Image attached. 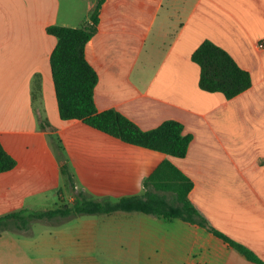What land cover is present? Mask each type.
Listing matches in <instances>:
<instances>
[{
    "label": "crops",
    "instance_id": "obj_1",
    "mask_svg": "<svg viewBox=\"0 0 264 264\" xmlns=\"http://www.w3.org/2000/svg\"><path fill=\"white\" fill-rule=\"evenodd\" d=\"M96 2L0 0V144L15 161L0 174V217L73 202L58 139L76 190L98 201L139 196L143 181L170 162L192 182L188 199L209 227L264 263V0L102 4L97 32L85 46L98 77L97 111H117L143 131L166 120L180 123L192 137L183 159L60 119L49 65L56 39L46 29L84 27ZM203 41L249 73V89L226 99L199 88L190 57ZM35 110L48 129L39 128ZM68 221L40 241L1 233L0 264L23 262L27 254L36 264L40 252L57 259L52 264H254L180 219L119 211Z\"/></svg>",
    "mask_w": 264,
    "mask_h": 264
},
{
    "label": "trees",
    "instance_id": "obj_2",
    "mask_svg": "<svg viewBox=\"0 0 264 264\" xmlns=\"http://www.w3.org/2000/svg\"><path fill=\"white\" fill-rule=\"evenodd\" d=\"M105 0H97L90 12L88 23L82 28L50 26L48 35L56 39L49 65L54 86L59 117L63 121L78 120L85 125L117 138L124 143L163 153L169 157L183 159L192 140L191 135L183 133V126L173 120H166L158 127L143 131L132 121L114 110L98 112L94 103V90L98 77L85 58V46L97 32L99 13ZM199 67V88L207 93H220L232 99L251 86L248 72L242 70L223 49L210 41H203L190 57ZM32 92V103L38 98ZM39 128H49L42 114L35 110ZM55 150L62 162L63 172L73 192L70 205H62L53 210L28 214V220L67 221L80 216L111 215L115 212H139L168 221L180 219L198 225L225 242L254 264H264L250 250L230 241L209 227L206 219L194 208L188 199L192 182L170 162L164 161L143 181L142 196L126 197L117 202L98 201L77 191L72 176L67 172V161L58 139ZM15 161L0 144V174L11 171ZM22 210L0 217V232L6 229L9 221H24ZM17 231L22 228L17 226Z\"/></svg>",
    "mask_w": 264,
    "mask_h": 264
},
{
    "label": "rangeland",
    "instance_id": "obj_3",
    "mask_svg": "<svg viewBox=\"0 0 264 264\" xmlns=\"http://www.w3.org/2000/svg\"><path fill=\"white\" fill-rule=\"evenodd\" d=\"M63 3L66 4V0H63ZM64 153V158L66 161H68V157L66 155L65 152ZM67 172L69 173V170L70 169V166H69V163H67ZM70 174V173H69ZM67 180V184L69 186V183H68V178L66 179ZM70 188V186H69ZM71 189V188H70ZM144 193H141L139 196H142ZM118 201V200H117ZM117 201H112V203L114 202H117ZM63 204H60L56 207H59V206H62ZM56 207H53L52 209H45V210H41V211H28V210H25L26 212H24L22 215L23 217L25 218L24 221H9L7 222V227L6 229H4L3 231L0 232L5 234L6 238L7 239H11V240H17V237H20L22 236L23 238H26L25 240H35V239H38L39 241L42 240L44 237V233L45 231H47L49 228H61V226H64V224H66L67 222H69L68 220L67 221H59V220H50V221H46V220H28V214H31V213H39V212H44V211H48V210H53L55 209ZM20 212V211H19ZM17 213V212H16ZM10 214H13V213H10ZM9 215V214H8ZM6 216V215H4ZM3 216V217H4ZM17 226L22 228L23 232L22 231H17ZM39 246H41V242L39 243ZM41 249V248H40ZM23 250V248H22ZM32 258H34V256H32ZM30 259L32 260V263L35 261L34 259ZM38 260L36 261V264H52V262L54 261H57V259H52V258H48V257H42V253L40 252V254H38ZM19 260V261H18ZM99 260V259H98ZM108 264L111 259H101L100 261H103ZM24 261H27V263L25 264H30L29 263V254H27V256L24 257ZM23 262H20V259H17V264H23Z\"/></svg>",
    "mask_w": 264,
    "mask_h": 264
}]
</instances>
